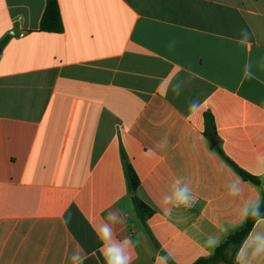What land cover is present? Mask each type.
Masks as SVG:
<instances>
[{
    "label": "crops",
    "instance_id": "1",
    "mask_svg": "<svg viewBox=\"0 0 264 264\" xmlns=\"http://www.w3.org/2000/svg\"><path fill=\"white\" fill-rule=\"evenodd\" d=\"M58 5L63 31L53 33L40 29L46 0H0V264H73L77 251L84 264H105L96 232L113 209L123 218L116 238L140 241L132 264L211 257L244 224L241 204L263 200L264 0ZM122 152L152 210L145 224ZM181 177L195 204L165 215L163 197Z\"/></svg>",
    "mask_w": 264,
    "mask_h": 264
},
{
    "label": "clouds",
    "instance_id": "2",
    "mask_svg": "<svg viewBox=\"0 0 264 264\" xmlns=\"http://www.w3.org/2000/svg\"><path fill=\"white\" fill-rule=\"evenodd\" d=\"M249 41V35L243 34V38L240 40L242 45H246ZM251 76V73H246ZM185 85H182L174 90L177 96L182 95ZM199 104L197 101L190 103V111H195ZM166 144V138L161 142L160 146L163 147ZM261 166H264V154L258 157ZM243 181L241 178H237L235 181L229 183L228 193L233 197H237L242 192ZM162 211L165 215H171L173 207H186L190 208L195 204V198L192 193V189L188 183L184 182V178H177L171 188V191L164 195L162 200ZM264 200L262 199H250L245 200L239 209L238 220L241 224L245 223L249 219H255L257 224L250 233L249 236L243 241L238 248L236 254V261L238 264H252V262L259 258L264 257V230H256L261 224H264ZM123 218L120 216L117 210H109L107 212L106 220L101 223L96 232L97 238L101 242V252L105 264H132V250L139 245V239L133 240L131 237H124L117 239L114 231L115 225L122 223ZM220 241L214 236H210L207 244L210 247L218 246ZM73 264H84V257L77 251L72 254ZM165 262L169 259V256L165 254L160 257Z\"/></svg>",
    "mask_w": 264,
    "mask_h": 264
},
{
    "label": "trees",
    "instance_id": "3",
    "mask_svg": "<svg viewBox=\"0 0 264 264\" xmlns=\"http://www.w3.org/2000/svg\"><path fill=\"white\" fill-rule=\"evenodd\" d=\"M40 29L45 32L59 33L63 31V23L59 11L58 0H46V8L44 15L41 20ZM206 121V136L211 140L216 141L215 123L212 115L207 114L205 117ZM228 163L234 168L236 173L245 181H249L257 186L260 185V180L257 177L249 175L226 156L219 151ZM123 168L125 178L128 185V191L131 196V201L136 216L139 220L145 224L146 218L152 214V210L148 208L137 196V189L139 186V179L128 161L124 152H122ZM264 200V192H263ZM264 207V205H262ZM256 224L255 219L247 220L239 229L231 234L224 242H222L215 250L214 254L208 258H202L194 264H235L236 254L238 248L243 241L249 236L253 227Z\"/></svg>",
    "mask_w": 264,
    "mask_h": 264
},
{
    "label": "water",
    "instance_id": "4",
    "mask_svg": "<svg viewBox=\"0 0 264 264\" xmlns=\"http://www.w3.org/2000/svg\"><path fill=\"white\" fill-rule=\"evenodd\" d=\"M212 145L215 146L216 145V142L214 140H212Z\"/></svg>",
    "mask_w": 264,
    "mask_h": 264
},
{
    "label": "built area",
    "instance_id": "5",
    "mask_svg": "<svg viewBox=\"0 0 264 264\" xmlns=\"http://www.w3.org/2000/svg\"><path fill=\"white\" fill-rule=\"evenodd\" d=\"M20 36H22V35H20Z\"/></svg>",
    "mask_w": 264,
    "mask_h": 264
}]
</instances>
